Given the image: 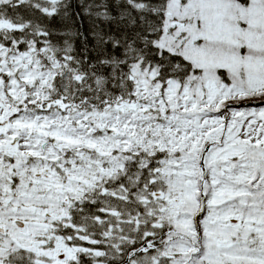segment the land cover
I'll use <instances>...</instances> for the list:
<instances>
[{
  "label": "snow or ice",
  "instance_id": "snow-or-ice-1",
  "mask_svg": "<svg viewBox=\"0 0 264 264\" xmlns=\"http://www.w3.org/2000/svg\"><path fill=\"white\" fill-rule=\"evenodd\" d=\"M0 264H264V0H0Z\"/></svg>",
  "mask_w": 264,
  "mask_h": 264
}]
</instances>
